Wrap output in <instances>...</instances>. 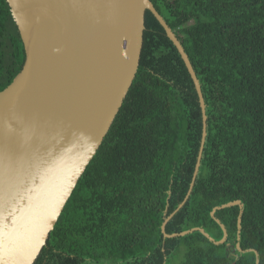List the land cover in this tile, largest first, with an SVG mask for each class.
I'll return each mask as SVG.
<instances>
[{
  "label": "trees",
  "instance_id": "trees-1",
  "mask_svg": "<svg viewBox=\"0 0 264 264\" xmlns=\"http://www.w3.org/2000/svg\"><path fill=\"white\" fill-rule=\"evenodd\" d=\"M180 40L187 68L150 11L124 101L33 264H264V0H151ZM24 46L0 0V90L21 70ZM243 204L236 248L239 206ZM166 212V214H165ZM253 249V250H247ZM258 262L256 263V254Z\"/></svg>",
  "mask_w": 264,
  "mask_h": 264
},
{
  "label": "water",
  "instance_id": "water-1",
  "mask_svg": "<svg viewBox=\"0 0 264 264\" xmlns=\"http://www.w3.org/2000/svg\"><path fill=\"white\" fill-rule=\"evenodd\" d=\"M25 52L21 70L0 90V264H33L78 179L108 132L136 75L150 11L175 45L197 92L200 146L184 205L198 174L206 138V105L180 40L151 0H5ZM243 204L229 201L216 209ZM166 214V212H165ZM253 250V249H247ZM256 263L258 253L255 250Z\"/></svg>",
  "mask_w": 264,
  "mask_h": 264
}]
</instances>
